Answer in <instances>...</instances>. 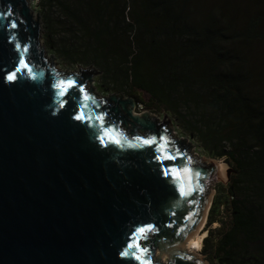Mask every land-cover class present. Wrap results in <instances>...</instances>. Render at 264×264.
<instances>
[{"label":"water","instance_id":"obj_1","mask_svg":"<svg viewBox=\"0 0 264 264\" xmlns=\"http://www.w3.org/2000/svg\"><path fill=\"white\" fill-rule=\"evenodd\" d=\"M30 3L0 0V264H141L134 255L144 264H207L179 243L204 219L213 163L192 156L188 139L168 136L167 115L137 114L138 102L119 93L96 98L92 64L56 71ZM21 59L31 72L8 81ZM62 81L75 82L63 97ZM105 132L121 144H102ZM145 225L154 226L137 234L146 252L122 256Z\"/></svg>","mask_w":264,"mask_h":264},{"label":"trees","instance_id":"obj_2","mask_svg":"<svg viewBox=\"0 0 264 264\" xmlns=\"http://www.w3.org/2000/svg\"><path fill=\"white\" fill-rule=\"evenodd\" d=\"M213 1V6L207 0H39V5L47 44L64 61L92 64L115 86L128 83L127 96L153 112H170L209 156L231 164L230 180L215 188L202 251L218 264H264V109L256 101L248 106L244 79L234 75L232 65L218 73L233 62L225 47L238 35H230L231 24L215 14L221 0ZM201 4L213 17L202 16ZM214 223L220 226L209 228Z\"/></svg>","mask_w":264,"mask_h":264},{"label":"bare ground","instance_id":"obj_3","mask_svg":"<svg viewBox=\"0 0 264 264\" xmlns=\"http://www.w3.org/2000/svg\"><path fill=\"white\" fill-rule=\"evenodd\" d=\"M207 1L211 2L213 6V0ZM203 8L205 6L201 4L199 12L202 16L213 17V11L205 12L202 10ZM215 14L220 20L226 19L231 24L230 35H238L233 42L225 47V52L230 55L233 62H227L218 73L226 72V69L232 65L236 70L234 75L244 79L243 86L250 98L248 106L251 108V102L256 101L258 108L264 109V0H221ZM146 112L148 111L146 110ZM152 114L154 113L152 112ZM214 163L217 166L216 169L218 168L217 173H223L226 165L219 160H215ZM209 205L210 201L201 224L179 243L180 248L186 249L188 253L197 257H199L198 252L202 248V239L207 232L203 226Z\"/></svg>","mask_w":264,"mask_h":264},{"label":"rangeland","instance_id":"obj_4","mask_svg":"<svg viewBox=\"0 0 264 264\" xmlns=\"http://www.w3.org/2000/svg\"><path fill=\"white\" fill-rule=\"evenodd\" d=\"M30 6H31V9L34 13V15H38L40 16L39 20L41 22V28H40V45L43 47L44 49V53L46 55V58H47V61L51 64L52 62V58H55L53 60V62H58L57 65H54V68L56 69V71H67L68 73H77L78 72V69H77V64H71V63H68L67 61H64L60 56H58L57 53L54 52L53 48L50 47L47 42L49 41V37H48V29L46 28H43L44 27V21H45V16H44V12L43 10L41 9L40 5H39V0H31V3H30ZM139 33H142L143 34V30H140ZM137 47V46H136ZM52 56V58H51ZM150 60L151 57L149 55H147L145 57V60ZM80 65L81 67H89L91 64H87V65H83V64H78ZM91 66H94V65H91ZM143 66V63L142 64H139V62L137 63V67H136V72L138 71V73L140 72V68ZM95 67V66H94ZM97 68V67H96ZM98 69V68H97ZM99 71H101L100 69H98ZM103 72L101 71V74L98 75V76H95L93 77L92 79V83H91V86L93 87L94 89V92L96 94V98H100L102 96H107L111 93H119V94H122L123 96L127 97V93H126V89H128L129 87V84L128 83H123V84H120V85H113L112 83L108 82L107 80V73H104L102 74ZM61 76L64 75V76H70L71 74H60ZM129 97H133L135 100H136V97L134 95H129ZM144 106V105H143ZM183 109L185 108L184 106L182 107ZM144 109L145 110H149L151 113L153 111H151V109L147 108L144 106ZM155 115H158L159 118H162V116L164 115H167L171 120H172V132L168 135L170 138L172 139H179L181 137H184L186 139L189 140V143L192 144V156H197V158L199 159H207L208 161L212 162L214 167H215V175H216V180L212 182V189H213V193L211 194V197H210V205H209V209H210V206L212 204V200H213V196L216 192V186H217V183L221 181H224V182H227V174L229 172V179L228 181L230 180V177L231 175L233 174V168L231 167V164L225 160L224 158H220V159H217V158H213L211 156H209L205 150L202 148V144L200 142V140L196 137V135L194 133H192L191 129L189 128L187 131L186 129H183L182 128V124H176L173 116L170 114V112H167L166 110L164 111H161V112H153ZM190 151V149H189ZM215 160H219L221 161L222 163H224L226 165V169L224 170L223 173H220L216 170H218V168L216 169V165H215ZM206 162V163H209V162ZM260 202L264 203V197L262 199H260ZM209 212V211H208ZM207 217H208V214L206 215V220L204 222V229L207 231L206 228H208L207 226ZM220 225L218 223H214L212 224L209 228H217L219 227ZM207 234V233H206ZM204 239V238H203ZM203 239H202V242H203ZM203 245V243H202ZM199 253V257L202 258L207 264H218V263H215V262H211L209 259H208V253H205L202 251V248L201 250L198 252ZM154 259H158V253L157 251H155V254L153 255V257H151V262L154 261ZM165 260L164 264L167 263V258H163L162 261ZM155 262H157V260H155Z\"/></svg>","mask_w":264,"mask_h":264},{"label":"snow or ice","instance_id":"obj_5","mask_svg":"<svg viewBox=\"0 0 264 264\" xmlns=\"http://www.w3.org/2000/svg\"><path fill=\"white\" fill-rule=\"evenodd\" d=\"M16 26L17 25L15 24V22H13L11 24L12 28H15ZM19 64H20V66L16 67L15 71H12V72L8 73V75H7V80L8 81H15L17 79V75L16 74L18 72H23L25 70L28 71L29 73L31 72V69L28 67V64L23 59L20 60ZM74 86H75V82L74 81H66V82L62 81L60 84L57 85V87L60 89L59 95L61 97L65 96L67 94V92H68V89L73 88ZM79 91L81 93H83L84 89L80 88ZM61 106H63V105H61ZM75 119L79 120V121H85L86 119H91V118L90 117L86 118L84 115L79 114V115L75 116ZM97 120L102 123L103 117L102 116H97ZM106 138L108 139V141L110 143H115L117 145L121 144V141L119 139L113 138L111 136L110 132H105L104 135L100 137V140H101L102 144L104 143ZM136 139L140 140V142L142 144L149 145V146L152 145L153 143H155V140H152V139H142L140 137H137ZM168 159H171V157H168ZM157 160L160 161V157H157ZM163 174L165 176H167L169 174V171L167 169H164L163 170ZM153 230H154V226L153 225H145V226H142V227L138 228L136 230V232L133 234V237H132V239L134 241H136V242H134V243L133 242H129L127 244V248L124 251L121 252V255L124 256V257H128L130 255V252H129L130 249H138L142 253L146 252V249L140 248V245H139V242H138V239H137V234H139L140 236H144L147 232H151ZM134 258L139 260L141 262V264H144V261L141 258V256L134 255Z\"/></svg>","mask_w":264,"mask_h":264},{"label":"built area","instance_id":"obj_6","mask_svg":"<svg viewBox=\"0 0 264 264\" xmlns=\"http://www.w3.org/2000/svg\"><path fill=\"white\" fill-rule=\"evenodd\" d=\"M144 111H146V110L144 109L143 105L141 103H137L135 106L134 112L138 114V113H142ZM147 111H149V110H147Z\"/></svg>","mask_w":264,"mask_h":264},{"label":"clouds","instance_id":"obj_7","mask_svg":"<svg viewBox=\"0 0 264 264\" xmlns=\"http://www.w3.org/2000/svg\"><path fill=\"white\" fill-rule=\"evenodd\" d=\"M138 103H140V102H138ZM206 236V235H205Z\"/></svg>","mask_w":264,"mask_h":264}]
</instances>
